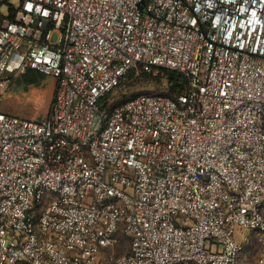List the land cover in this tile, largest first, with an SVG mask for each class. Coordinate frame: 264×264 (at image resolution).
<instances>
[{"label": "built area", "instance_id": "built-area-1", "mask_svg": "<svg viewBox=\"0 0 264 264\" xmlns=\"http://www.w3.org/2000/svg\"><path fill=\"white\" fill-rule=\"evenodd\" d=\"M4 4L0 264H241L239 231L264 243V0ZM28 71L56 79L43 120L1 109ZM142 74L161 85L130 95Z\"/></svg>", "mask_w": 264, "mask_h": 264}, {"label": "rangeland", "instance_id": "rangeland-1", "mask_svg": "<svg viewBox=\"0 0 264 264\" xmlns=\"http://www.w3.org/2000/svg\"><path fill=\"white\" fill-rule=\"evenodd\" d=\"M8 6L4 4L0 11L3 12ZM54 35L53 40L56 39ZM28 74L23 76H13L10 88L4 96L1 105L6 109L28 116L36 120H43L49 113L54 100L56 90V79L49 75H42L38 82L31 84ZM32 85V86H31ZM161 82L158 79H144L129 84V94L151 92L157 90ZM245 236L242 241L243 252L241 264H257L258 257L264 253V243L258 238V234L253 230H244ZM128 251V239L122 237L121 243L117 248V254Z\"/></svg>", "mask_w": 264, "mask_h": 264}, {"label": "trees", "instance_id": "trees-1", "mask_svg": "<svg viewBox=\"0 0 264 264\" xmlns=\"http://www.w3.org/2000/svg\"><path fill=\"white\" fill-rule=\"evenodd\" d=\"M26 74L30 75V76H29V79H30V80H29V81H25V79H24V82H30L31 84H33V83H35V82H38V81H39V78L43 75L42 73L37 72V71H28ZM167 74H168L169 77L172 78V79H176V78L178 77V75H177L176 73L172 72V71H167ZM129 77H130V78L134 77V72H131V73L129 74ZM151 78H152V76H150V75H148V74H142L139 78L135 79V80L132 81V82L135 83V82H137L138 80H141V81H142V80H144V79H151ZM132 96H134V95H132ZM1 109H2L3 111L7 112V113H10V114H14V115L22 116V117H28V116H24V115H22V114L16 112L15 110L10 111V110L6 109L5 107H3L2 105H1Z\"/></svg>", "mask_w": 264, "mask_h": 264}, {"label": "crops", "instance_id": "crops-1", "mask_svg": "<svg viewBox=\"0 0 264 264\" xmlns=\"http://www.w3.org/2000/svg\"><path fill=\"white\" fill-rule=\"evenodd\" d=\"M31 86H32V85H31ZM245 234H246V233L243 232L242 230L239 231V232H238V240L242 241L243 239H245V238H244Z\"/></svg>", "mask_w": 264, "mask_h": 264}]
</instances>
